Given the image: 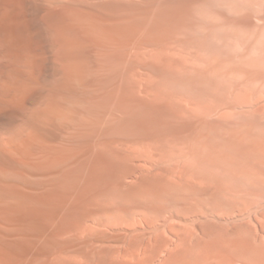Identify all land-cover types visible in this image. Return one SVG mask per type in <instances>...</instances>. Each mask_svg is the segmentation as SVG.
<instances>
[{"label": "rangeland", "instance_id": "obj_1", "mask_svg": "<svg viewBox=\"0 0 264 264\" xmlns=\"http://www.w3.org/2000/svg\"><path fill=\"white\" fill-rule=\"evenodd\" d=\"M143 1L0 0V264H185L152 258L143 206L207 260L264 264V0ZM116 141L212 182L124 187Z\"/></svg>", "mask_w": 264, "mask_h": 264}, {"label": "bare ground", "instance_id": "obj_2", "mask_svg": "<svg viewBox=\"0 0 264 264\" xmlns=\"http://www.w3.org/2000/svg\"><path fill=\"white\" fill-rule=\"evenodd\" d=\"M128 1L133 3L132 0H128ZM186 1L187 0H144L143 2L149 8H155V7H157V8L162 7L163 8V6L164 7H166V6L170 7L171 6L169 9H171V8H172L171 10L175 9L177 11V15H178L179 10H182L184 12H185L184 8H186L187 10H190V9H188L190 5L187 7L186 4L194 3V0H189L190 3L188 1H187L188 3H186ZM134 3H135V0H134ZM30 7L34 11L38 9V6L33 4V3L30 5ZM149 8H148V11H151V10H149ZM154 10L157 11L158 9L157 10L154 9ZM173 12L171 14L174 16ZM184 12H180L181 14L179 13V16H181V18L183 17L182 15L187 13L188 11L185 13ZM176 16H174V18ZM179 16L177 18H179ZM153 17H154V15H153ZM165 17H168V16H165ZM148 19H150V18H148ZM154 19H158V22H159V18H154ZM151 21H153V20L151 19ZM151 21H149V23ZM176 21L177 20H175V22ZM169 22H170V20H169ZM167 24H168V22H167ZM176 25H174V26H176ZM174 29H175V27H174ZM149 91L147 90V88L144 90L145 95L149 99H151L152 101L157 102V101L162 100L163 98H165L166 100H169V102L172 103L173 106L175 107L174 109H177L176 111L174 110L175 111L174 113H177V111H178L177 114L180 113V115H182V116H195L197 113V111L195 110V108L193 106L186 105L187 103L184 104L182 101H179V99H177L175 97H171V96H168V97L164 96L163 97L162 95L159 96L155 93L152 94ZM161 93H162V91H161ZM55 114H56V110L52 107L51 110L49 111L48 115L45 116L46 117L45 120L49 121V120L54 119ZM177 114H175V115H177ZM177 118H179V117H177ZM132 143L131 142H129V143L124 142L123 143V142H119V141L117 142L116 141V142H110L107 146L108 150L112 154L120 157V159H123L128 164H130V167H131L130 170L123 175V177H124L123 178V180H124L123 186L124 187L128 186V187H132V188H144V189L147 187H155V188H159L162 190H170V189H177V188L178 189L193 188L195 182H198V183L201 182V183H205V184H209L212 182V176L205 173V172L193 171L191 169L187 170L184 168H180V169L179 168H177V169L171 168L168 170H163L160 166L161 161L159 158L161 156L158 157V155L156 154L158 151L156 152L155 148L153 147L154 145L152 146V145H148V144H145V145L140 144V145L135 146ZM144 143H146V142H144ZM150 144H152V143H150ZM137 161H138V163H137ZM157 196H159V194H157ZM147 209H148L147 207L143 206L144 213L140 217L141 218L140 219V226L149 230L150 232H152L151 239L149 240L148 243H146L147 245H149V248L147 247V249L150 251L152 258L156 256V254L159 251L158 249H160L164 245L170 249L169 254H168V256L170 255L169 258H172L173 254L175 253L176 258H182L185 261V264H237L236 262H232V261L231 262H224L221 260H216V258H214L213 260H207L204 257V252L200 251V248H201L200 246L202 243H201V240L199 238L194 239V237L191 238L189 235L185 236L184 234H181V232L178 230L177 226H174L172 223L169 224L168 220H165V218H163L160 215L156 216V217H150L149 215H147ZM166 210L171 212L172 216H174L175 211L173 209H170V208L167 209L166 208ZM172 219H173V217H172ZM90 226H88V227L85 226L86 227L85 230H88V228H90ZM80 227L84 228V225H80ZM164 227H165V229H169L173 233V235H174L173 241L168 240L162 236V228H164ZM110 262L114 263L113 259H110ZM54 263L55 264H71L70 262L64 260V258H62V257L56 258L54 260Z\"/></svg>", "mask_w": 264, "mask_h": 264}]
</instances>
